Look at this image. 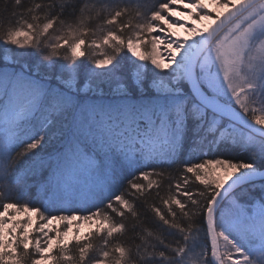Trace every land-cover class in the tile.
<instances>
[{
    "label": "snow or ice",
    "instance_id": "snow-or-ice-1",
    "mask_svg": "<svg viewBox=\"0 0 264 264\" xmlns=\"http://www.w3.org/2000/svg\"><path fill=\"white\" fill-rule=\"evenodd\" d=\"M0 264H264V0H0Z\"/></svg>",
    "mask_w": 264,
    "mask_h": 264
},
{
    "label": "rangeland",
    "instance_id": "rangeland-1",
    "mask_svg": "<svg viewBox=\"0 0 264 264\" xmlns=\"http://www.w3.org/2000/svg\"><path fill=\"white\" fill-rule=\"evenodd\" d=\"M178 32H179V35H180L181 37H183V36L185 35V32H184L183 29H179ZM88 230H89V225H88L87 223H84V224H82L81 227H80V234H81V235H84ZM70 235H71V234H70Z\"/></svg>",
    "mask_w": 264,
    "mask_h": 264
},
{
    "label": "trees",
    "instance_id": "trees-1",
    "mask_svg": "<svg viewBox=\"0 0 264 264\" xmlns=\"http://www.w3.org/2000/svg\"><path fill=\"white\" fill-rule=\"evenodd\" d=\"M85 62H87V61H85ZM122 63H123V62H122ZM34 191H35V189H33V192H34ZM162 194H163V193H162ZM89 230H90V229H89ZM89 230H88V231H89Z\"/></svg>",
    "mask_w": 264,
    "mask_h": 264
}]
</instances>
